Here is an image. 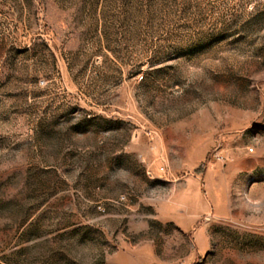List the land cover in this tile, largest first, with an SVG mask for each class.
Masks as SVG:
<instances>
[{"label": "rangeland", "instance_id": "rangeland-1", "mask_svg": "<svg viewBox=\"0 0 264 264\" xmlns=\"http://www.w3.org/2000/svg\"><path fill=\"white\" fill-rule=\"evenodd\" d=\"M0 264H264V0H0Z\"/></svg>", "mask_w": 264, "mask_h": 264}, {"label": "built area", "instance_id": "built-area-1", "mask_svg": "<svg viewBox=\"0 0 264 264\" xmlns=\"http://www.w3.org/2000/svg\"><path fill=\"white\" fill-rule=\"evenodd\" d=\"M161 170H164V167H161Z\"/></svg>", "mask_w": 264, "mask_h": 264}]
</instances>
